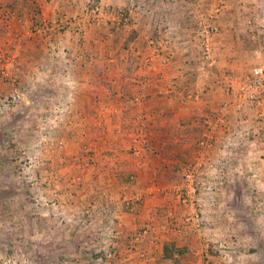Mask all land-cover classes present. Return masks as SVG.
<instances>
[{
  "label": "crops",
  "instance_id": "1",
  "mask_svg": "<svg viewBox=\"0 0 264 264\" xmlns=\"http://www.w3.org/2000/svg\"><path fill=\"white\" fill-rule=\"evenodd\" d=\"M90 2L0 0V58L13 63L1 90L11 91L13 79L29 93L59 81L76 89L71 112L101 149L100 164L84 159L80 166H99L86 180L95 186L97 178L95 193L110 195L101 194V206L112 211L105 223L117 235L134 236L137 226L155 231L157 246L139 247L149 264L166 241L186 249L182 264H264V107L235 109L239 85L264 67V0H101V24L87 14ZM121 12L132 22L112 30ZM73 21L83 23L80 36ZM210 27L218 30L209 37L211 66L202 54ZM131 31L138 36L127 43ZM193 165L201 179L196 210L179 202L181 174ZM152 182L158 191L129 214L126 205ZM196 211L203 221L195 235L188 220ZM212 243L221 245L218 253L209 252ZM129 253L124 262L135 257Z\"/></svg>",
  "mask_w": 264,
  "mask_h": 264
},
{
  "label": "rangeland",
  "instance_id": "2",
  "mask_svg": "<svg viewBox=\"0 0 264 264\" xmlns=\"http://www.w3.org/2000/svg\"><path fill=\"white\" fill-rule=\"evenodd\" d=\"M94 1L95 6L102 7L101 0ZM104 16L105 13L101 17ZM72 23L80 36L83 23ZM58 27L59 31L65 30L62 22ZM204 39L205 36L203 42ZM61 56L62 53L56 57ZM11 64L2 56L0 73ZM66 86L59 81L57 88L45 85L30 93L17 83L9 92L3 93L0 87V264H149V257L139 247L152 250L157 246L159 241L151 237L150 231L137 226L134 236L125 232L117 235L119 232L105 223L113 215L109 208L101 206V188L95 193V186L101 187V181L94 178V186L86 180L87 176H96L93 171L99 166H80L84 159L100 164L101 149L89 144L91 134L89 127H84L88 125L81 122L83 118L73 116L76 89ZM16 91L24 96L15 100ZM37 93L40 97L36 99ZM71 118L77 120L84 133L77 134L80 128H74ZM141 189L139 199L130 207L126 205L129 214H137L133 204H143L145 197L154 195L159 186L152 182ZM92 193L95 194L91 196ZM102 195L111 200L108 193ZM182 227L184 230L185 226ZM195 229L193 234H201L200 228ZM123 237L126 239L121 240ZM119 241L124 244L116 245ZM127 252L135 257L124 262ZM109 253L114 255L113 259L108 258ZM201 264L210 262L205 259Z\"/></svg>",
  "mask_w": 264,
  "mask_h": 264
},
{
  "label": "built area",
  "instance_id": "3",
  "mask_svg": "<svg viewBox=\"0 0 264 264\" xmlns=\"http://www.w3.org/2000/svg\"><path fill=\"white\" fill-rule=\"evenodd\" d=\"M87 14L90 16V18L96 23L99 24L102 19L103 10L99 6H95L93 9H91ZM115 20L119 26H124L128 23V18L125 16V13L121 12L117 16H115ZM217 28L210 27L209 29L204 32L205 39L202 44V54L204 60L208 62V64L212 65V58H211V48H210V42L209 37L211 34L217 32ZM6 67V66H5ZM3 67L0 77L1 79H4L8 77V71ZM12 83H17L16 79L12 80ZM15 100L16 97H23L24 94L18 93V91L15 92ZM235 109L238 112L243 111L244 108L248 106H252L257 109H262L264 107V67H258L256 68L251 74H249L244 81L239 85L238 91L235 94ZM261 115V114H260ZM210 143L208 141H201L200 146L205 147L208 146ZM210 146V145H209ZM184 181H185V195L184 197H181V203L185 207L194 208L196 210L199 207L200 202L197 200V188L199 185H201V179H199L198 176V167L197 166H191L188 170L184 173ZM193 219H189V222H196L195 227L201 229V223L203 221L202 213L195 212ZM139 240V239H137ZM114 255L112 253L108 254L109 259H113Z\"/></svg>",
  "mask_w": 264,
  "mask_h": 264
},
{
  "label": "trees",
  "instance_id": "4",
  "mask_svg": "<svg viewBox=\"0 0 264 264\" xmlns=\"http://www.w3.org/2000/svg\"><path fill=\"white\" fill-rule=\"evenodd\" d=\"M89 5H91L92 7L95 6L94 0H92V2H90ZM125 16L128 18V22H132L131 17L128 14L127 15L125 14ZM70 24L71 23H69V26H70ZM118 27L119 28H122V26H119L117 24V22L112 23V30L117 29ZM74 30H75V27H74ZM137 36H138L137 31H131V33H130L128 39H127V43L132 42ZM159 40H160V37L157 36V37L154 38L153 43L154 44H158L159 43ZM126 47H128V44H127ZM1 142L2 141H0V143ZM147 147L150 148V147H152V145L149 143V146H147ZM151 150H152V152H151L152 155L155 156V154H157V152L153 151V149H151ZM110 180H111V178H110ZM124 182H125L126 185H130V184L133 183V181H132V179L130 178L129 175L125 179ZM183 197H184V195H183ZM127 209H129V207H127ZM113 210H115V208H113ZM170 226H169V229L172 230L174 228H171V227H174L175 224H174V226H171V227ZM145 230H148V231L151 232L152 231V228L151 229L146 228ZM220 246L221 245H219V243H212L209 246V252H211V253L217 252L218 253L217 248L220 247ZM112 251H114L113 248H112ZM185 253H186V249H184V248H178L172 242H167V241L166 242H163L162 243V246H161V249H160V252H158V253L157 252H154L152 254V256H153V258L155 260L153 264H182V262H183L182 259L184 258V256H185L184 254ZM103 259L106 260L105 257ZM221 264H223V263H221Z\"/></svg>",
  "mask_w": 264,
  "mask_h": 264
}]
</instances>
